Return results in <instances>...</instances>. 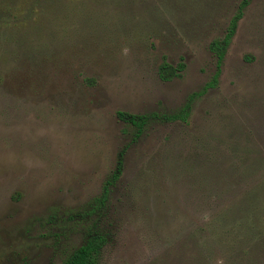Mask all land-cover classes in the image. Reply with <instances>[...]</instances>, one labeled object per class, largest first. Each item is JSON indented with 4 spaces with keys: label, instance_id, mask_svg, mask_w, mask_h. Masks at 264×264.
<instances>
[{
    "label": "rangeland",
    "instance_id": "rangeland-1",
    "mask_svg": "<svg viewBox=\"0 0 264 264\" xmlns=\"http://www.w3.org/2000/svg\"><path fill=\"white\" fill-rule=\"evenodd\" d=\"M0 0V264H264V0ZM184 64L164 81V61ZM123 160L105 203L96 200Z\"/></svg>",
    "mask_w": 264,
    "mask_h": 264
},
{
    "label": "trees",
    "instance_id": "trees-1",
    "mask_svg": "<svg viewBox=\"0 0 264 264\" xmlns=\"http://www.w3.org/2000/svg\"><path fill=\"white\" fill-rule=\"evenodd\" d=\"M252 0H242L238 6L236 14L232 17L227 32L222 39H215L210 44V50L215 54L217 60V71L213 76L212 81L207 83L202 90L190 95L187 103L180 109L171 113H159L153 112L148 114H132L128 112H118L120 120L128 123L135 128L134 139L139 138L145 131V129L155 122H175L183 121L187 122L192 112L194 101L198 97L205 95L210 89L216 87L218 78L221 73V67L225 60L228 48L233 40V37L237 31L240 20L244 16V12L250 5ZM184 70V64L173 65L166 60L161 64L159 69V76L164 81H170L176 77H179ZM123 160L120 159L115 171L111 177L105 182L104 192L96 200L98 207L102 206L106 199L110 186L118 181L122 174ZM107 235L99 229H94L89 233L86 241L74 250L68 258L64 260V264H99V257L102 249L107 244Z\"/></svg>",
    "mask_w": 264,
    "mask_h": 264
}]
</instances>
